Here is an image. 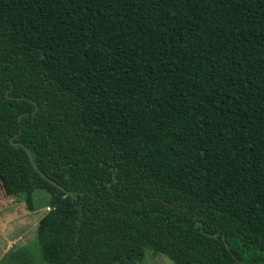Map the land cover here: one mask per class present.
<instances>
[{
    "label": "trees",
    "instance_id": "1",
    "mask_svg": "<svg viewBox=\"0 0 264 264\" xmlns=\"http://www.w3.org/2000/svg\"><path fill=\"white\" fill-rule=\"evenodd\" d=\"M0 175L48 264H264V0H0Z\"/></svg>",
    "mask_w": 264,
    "mask_h": 264
},
{
    "label": "rangeland",
    "instance_id": "2",
    "mask_svg": "<svg viewBox=\"0 0 264 264\" xmlns=\"http://www.w3.org/2000/svg\"><path fill=\"white\" fill-rule=\"evenodd\" d=\"M49 204L47 191L36 190L21 197L0 175V264H48L42 256L37 229ZM137 264L174 263L165 254L147 250Z\"/></svg>",
    "mask_w": 264,
    "mask_h": 264
},
{
    "label": "water",
    "instance_id": "3",
    "mask_svg": "<svg viewBox=\"0 0 264 264\" xmlns=\"http://www.w3.org/2000/svg\"><path fill=\"white\" fill-rule=\"evenodd\" d=\"M16 146H19V144L20 143H18V142H16V143H14ZM25 149H26V151H27V153H28V156H29V158H30V160H31V162H32V164L35 166V168L45 177V178H47V179H49L53 184H55V185H57L59 188H61V189H63V190H66L65 189V187H63L61 184H59V183H57L55 180H53L52 178H50L46 173H44L39 167H38V165L35 163V160H34V158H33V154L31 153V151H30V149L27 147V146H25ZM70 194H72V192L71 191H68Z\"/></svg>",
    "mask_w": 264,
    "mask_h": 264
}]
</instances>
